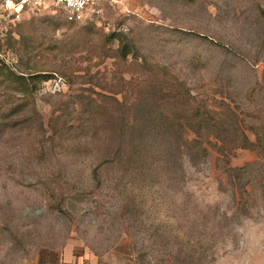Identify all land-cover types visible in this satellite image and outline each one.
<instances>
[{"label": "rangeland", "instance_id": "obj_1", "mask_svg": "<svg viewBox=\"0 0 264 264\" xmlns=\"http://www.w3.org/2000/svg\"><path fill=\"white\" fill-rule=\"evenodd\" d=\"M12 31L0 67L33 92L0 75V264H264V0L48 6Z\"/></svg>", "mask_w": 264, "mask_h": 264}, {"label": "built area", "instance_id": "obj_2", "mask_svg": "<svg viewBox=\"0 0 264 264\" xmlns=\"http://www.w3.org/2000/svg\"><path fill=\"white\" fill-rule=\"evenodd\" d=\"M102 0H0V37L19 24L29 11L54 6L65 21L79 23Z\"/></svg>", "mask_w": 264, "mask_h": 264}, {"label": "trees", "instance_id": "obj_3", "mask_svg": "<svg viewBox=\"0 0 264 264\" xmlns=\"http://www.w3.org/2000/svg\"><path fill=\"white\" fill-rule=\"evenodd\" d=\"M67 22V21H66ZM13 27H10L9 29H7L6 33L4 36H11V33L13 32ZM119 37H116L117 39L121 38V35H118ZM121 56L122 57H125L127 55H129L131 53L130 51V48H128L127 45L123 44L121 45ZM0 75H3L4 77H6V79L8 81H11V82H14L17 84V86L19 87V89H16V91L19 93V94H22V98H26L29 95H31V93L33 92L31 87H30V81L28 79V77H24V76H21V75H15L13 74L12 72H6L2 67H0ZM40 75H32V76H29V78H32L31 80H37V78H40L39 77ZM44 78V77H43ZM47 79H44V81H46ZM14 96L12 95H7V98H13ZM191 99L194 101L195 98L194 97H191ZM190 127L189 128H197L199 130H203L204 128H206L205 126V119L203 117V113H200V111L198 110V108L194 107L193 108V114H192V117H191V123L189 125ZM196 134V133H194ZM197 136V135H195ZM191 142L196 145H200L201 143L197 142V139H193L191 140ZM190 142V143H191ZM200 157L201 158H206L208 155L205 153V149L201 146H200ZM196 156H199L196 154ZM94 177L96 178V174L93 173ZM132 204V203H130ZM131 208H134V205H131Z\"/></svg>", "mask_w": 264, "mask_h": 264}]
</instances>
